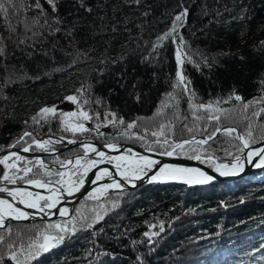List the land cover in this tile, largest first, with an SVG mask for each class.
<instances>
[{
    "label": "trees",
    "instance_id": "trees-1",
    "mask_svg": "<svg viewBox=\"0 0 264 264\" xmlns=\"http://www.w3.org/2000/svg\"><path fill=\"white\" fill-rule=\"evenodd\" d=\"M40 2L49 23L61 21L54 24L61 31L53 32L44 25V17H40V24L33 22L32 18L39 15V10L32 7L35 0H16L15 5L8 6L7 18L0 13V47L5 50L0 56V127L9 117L13 121L7 124L15 127L14 138L2 143L0 151L17 144L26 131L32 137H25L16 148L22 149L35 137L49 136L100 144L120 142L142 149L133 134L144 135L147 130L146 139L152 142L151 131H158L162 123L172 125L165 134L177 142L192 135L200 138L199 131L187 133L184 129L181 134L185 123L196 130L207 126L210 133L214 122L208 121L202 111L198 113L202 118L195 120L188 96L173 88L176 43L166 40L153 50L157 37L170 30L175 15L184 8L188 15L178 32L185 40L182 70L196 93L193 102H212L216 107L214 102L227 100L235 89L252 106L245 112L240 102L220 103L218 107L226 110L220 123L244 134L251 118L256 138L251 145L264 141V120L252 117V111L264 107L259 103L264 98V48L259 47L264 39L247 43L252 31L264 28V0H142L139 5L133 0H84V7L77 0H56L55 12L47 0ZM69 29L71 36L67 35ZM234 43L238 47L233 49ZM202 58L212 66L209 68ZM88 66L91 70L68 95L77 97L74 108L93 117L90 126H85L93 131L73 135L64 131L62 111L48 117L38 114L41 108L57 102L56 83ZM82 87L83 93H78ZM168 93L177 99L170 100ZM108 112L123 118L125 124L103 126L102 118ZM177 114L179 120L174 119ZM133 121L137 127L129 136L122 135L126 124ZM97 124L105 136L95 131ZM238 144L218 134L212 144L217 162L228 163L232 157L225 149L235 154L233 145ZM47 148L62 149L54 141ZM40 151L34 147L33 152ZM83 151L74 146L43 160L60 166L56 161H66ZM73 210L72 218L76 219L72 223H67L72 218L10 222L7 229H0V235L8 243L15 241L19 248L38 231H50L49 224H67L69 232L63 233L65 239L57 247L25 264H264V171L240 181L205 186L144 184L132 191L110 192L99 201L83 198ZM97 212L103 219L95 220ZM0 252L4 253L0 264H5V245L0 244Z\"/></svg>",
    "mask_w": 264,
    "mask_h": 264
},
{
    "label": "snow or ice",
    "instance_id": "snow-or-ice-1",
    "mask_svg": "<svg viewBox=\"0 0 264 264\" xmlns=\"http://www.w3.org/2000/svg\"><path fill=\"white\" fill-rule=\"evenodd\" d=\"M16 0H0V13H4L5 18L9 11V5H15ZM81 7H84V0H77ZM137 5L141 4L142 0H133ZM47 3L51 5L52 11H56V0H47ZM22 7H29L28 5H23ZM34 9L39 10V15L33 17L32 20L36 24H40V17H44V25H47L53 32L61 31L60 28L54 27V24H59L61 21L59 19H54V24L49 23L47 18V13L42 7L40 0H35ZM86 11L91 12V8H85ZM147 15V13H145ZM188 15L187 8H184L181 12L175 15L172 22V26L168 32L157 37V42L153 45V50L160 47L162 43L166 40H171L176 43V80L173 84V88L179 90L180 95H187L190 108L193 109V117L195 120H200L202 117L198 115L199 112L206 113V119L210 122H214L213 130L209 133V128L207 126L202 127L199 130L189 127L187 123L183 125L181 134L183 130L186 129L187 133H193L194 131L200 132V138L198 139L196 135H192L190 139H182L177 142L173 137L165 134L166 129L171 131V124H160L158 131H151V137L154 138L152 142L146 139L148 131L146 130L144 135H134V139L141 142V146L144 147L146 152H156L160 156H184L189 160L198 161L201 164H208L214 172L218 173L220 176H234L240 172L244 171L246 164H252L254 158H258L255 162V167H264V147L251 148L250 145L256 142V138L253 135V125L251 123V118H248L249 123L247 125L248 131L241 134L236 127H225L221 122L222 116L226 115V110L218 107L220 103H227L228 100H234L240 102L242 109L247 112L251 106L252 102H244L243 98L236 94L235 89L229 94L227 100H218L214 102L217 106L214 107L213 103L210 102L205 104L203 102L196 104L193 101L196 99V93L191 86V81L186 78L182 71V66L185 63L184 56L186 55L184 46L185 40L183 35L178 32L180 27L184 26L186 17ZM43 26V25H41ZM27 28V25H25ZM115 31V29H113ZM67 35L71 36L72 31L69 29ZM243 35V34H242ZM24 41H20L23 43ZM259 47L264 48V41L261 42ZM5 55V50L0 47V56ZM204 59L207 66L210 68L212 65L207 62V58ZM188 62L193 61L189 58ZM197 67H200L197 64ZM37 79L39 77H36ZM12 78L9 77V80ZM135 89L136 85H132ZM83 87L77 89L78 93H83ZM170 100H176L177 96L173 93H168ZM66 100L73 103L77 102V97L69 95L65 97ZM137 101L140 97L136 96ZM259 103L264 104V98L259 100ZM167 106V105H165ZM56 114V109L54 106H45L40 109L41 117H48L50 115L54 116ZM159 114V113H158ZM64 117L65 128L64 131H71L73 135L76 133H87L93 131V129L85 127L82 121H89L93 117L89 115L88 112L81 110L80 112H69L61 113ZM252 117H258L264 120V107H261L259 111H252ZM96 118L101 119L100 113H96ZM33 120L36 117L32 118ZM103 121L105 127L109 124L115 125L117 122L120 125H124L125 121L123 118H119L115 113L108 112L103 116ZM174 119L179 120L180 116L174 115ZM187 120V117H184ZM27 123V121L25 122ZM101 125L97 124L95 126V131L100 136H105V133L99 131ZM137 127L135 121L126 124L125 132L122 133L124 136H129L130 130ZM218 134L230 138L231 140L238 141V145H233L236 148V153L225 149L226 155L232 157L228 163H218L217 159L213 155L212 144L216 143L218 140ZM25 137H32V133L24 132L19 138L17 144H13L10 147H17L20 141H24ZM115 139V138H113ZM59 142V141H58ZM210 142H212L210 144ZM51 139L47 140H36L32 139L27 146L22 147L24 153H28L35 149L48 151L47 146L52 144ZM69 144L77 143L76 140H68ZM34 146V147H33ZM83 155L77 156L75 160L68 161H56L60 164V167L70 169V174L66 178V173L64 171H53L48 169L42 159L39 157L35 158L34 161H27L25 157L21 156L19 153L12 151L0 158V165H3L4 171L0 175V181L5 185H17L18 182L29 185L33 188L43 189L48 194L43 195L41 192L29 191L23 187H13L9 188L7 186H0V193H6V198H0V229H7L5 224L6 220H23L28 219L31 213L26 212L24 209H35L37 212L44 215H53L58 213L61 217L68 215V209L65 207H57L63 197L73 196L75 193L79 192L82 187H84L87 180H89V172L92 169L97 168L101 164H110L115 169L116 172L112 173L107 167L98 168L94 173V178L90 179L92 184H98L99 181L103 180L105 177L111 179V183L101 184L94 188L92 192L88 194V198L99 201L101 198L105 197L106 193L110 189H121L122 184L116 180V176L119 175L121 179L125 182H131L134 180H140L146 176L153 169H157L156 173L150 177V182H155L160 178L167 179H182L185 183H196L205 184L214 179L213 176L208 175L205 171L200 168H187L178 165L162 164L160 160L153 159L148 155H142L134 152L131 148L124 149L125 154L111 156L108 152L90 144L83 143ZM195 146V147H193ZM207 146V147H204ZM109 151L120 152L121 149L116 143H106L104 145ZM203 147V151H201ZM245 149H248L245 152ZM218 150V149H217ZM90 154H94L96 159H92ZM134 158V159H133ZM159 166V167H158ZM18 205H23V208ZM102 208L103 205L101 204ZM79 214V210H77ZM76 217H73L71 221L67 223H72ZM87 219V218H84ZM103 219V217L97 212L95 220ZM87 227H92L88 224ZM49 230L44 232H37L35 238L31 239L27 245L20 244L19 248L15 246V241L8 243L3 235H0V244L6 246L7 249V262L11 264H25L26 261L33 259L41 255V253H47L50 249L57 247L64 239L65 235L63 233H68L69 228L67 224H49L47 226ZM75 226L73 225V231ZM155 234V233H153ZM147 236L148 233H145ZM4 253L0 252V260H3Z\"/></svg>",
    "mask_w": 264,
    "mask_h": 264
},
{
    "label": "water",
    "instance_id": "water-1",
    "mask_svg": "<svg viewBox=\"0 0 264 264\" xmlns=\"http://www.w3.org/2000/svg\"><path fill=\"white\" fill-rule=\"evenodd\" d=\"M181 29V27L178 29V31ZM184 60L186 61L185 56L183 57ZM183 71V70H182ZM12 129H14V127H5L3 128L2 132H6V131H11ZM42 139L37 138V140ZM55 140L57 141V143L59 145H61L62 149L59 150H52V151H40V152H28V153H24L22 151V149L16 148V147H8L3 151H0V158H2L4 155L8 154L9 152L15 151L17 153H19L21 156L25 157V158H37L39 157L40 159L43 160V158L46 157H52V155H58L63 153V151L69 149V148H73L75 147H80L83 149V147L81 146L83 143H90L96 147H98L99 149L104 150L105 152H108L109 155L111 156H116V155H122L125 154L123 152L124 149L127 148H131L134 152L142 154V155H148L153 159H157L160 160L162 162V164H169V165H178V166H182V167H187V168H200L203 171H205L208 175H211L214 177V179L208 183L205 184H196V183H185L182 179H164V178H160L155 182H159L162 184H166V183H173V184H177V183H181V184H193L195 186H205V185H211V183H216V182H223V181H227V182H234V181H240L241 179H245V177H249L252 175H255L258 172H262L264 171V167L261 168H257L255 167V162H257L258 158H254V161L252 164H246L244 171L238 173L237 175L234 176H220L218 173L214 172L212 168H209L206 164H201L198 161L195 160H189V159H184L182 157L179 156H173V157H168V156H160L158 155L156 152H146L144 148L140 149L137 148L133 145H127V144H122V143H117V142H111V143H116L121 151L120 152H116V151H109L107 148L104 147L105 144H100L97 141H92V140H85V141H77V143H73V144H69L68 141L64 140V139H60V138H55ZM2 141V138L0 137V143ZM59 141V142H58ZM251 148H258V147H264V141L256 143L255 145H250ZM248 149H245V152H247ZM83 155V154H82ZM79 155V156H82ZM92 159H95V155L94 154H90ZM77 156L71 157L68 160H75ZM219 163V162H218ZM223 163V162H222ZM46 165V164H45ZM47 168H56L59 171H64V169L67 168H61L60 166H54V165H46ZM107 167L109 169V171H111L112 173L116 172V169L110 165V164H101L98 165L97 168L92 169L91 172H89V180L86 181L84 187H82L80 189L79 192L75 193L73 196H67L65 195L63 197V199L61 200L60 204L57 207H65L68 209V215L61 217L58 213L55 212V210H53V212L55 214L53 215H44L42 213L37 212L35 209H24L26 212L31 213V215L29 216L28 219H23V220H6L5 224L8 225V223L10 222H14V223H32V222H37V221H66L67 219H70L72 217L73 214V208L75 207V205H77V203L87 197V195L92 192V190L96 187H98L101 184H108L111 183V179H109L108 177H105L103 180L99 181L98 184H92L90 182V179L94 178V173L98 170V168H104ZM159 167V166H158ZM4 171L3 169V165H0V175H2V172ZM157 171V169H153L152 172H149L146 176H144L142 179L140 180H134L131 182H125L121 179V177L119 175H117L115 178L117 181H119L122 184V188L121 189H110L108 191V193H106V195L110 194V192H121V191H132V189H135L137 187L143 186L144 184H150V183H155V182H150V177L155 174ZM0 186H7L9 188H13V187H23L29 191H39L41 192V194L44 195V192H46L43 189H37V188H33V187H29V185L23 184V183H18L17 185H5L2 181H0ZM47 194V193H46ZM105 195V196H106ZM0 198H6L11 200L10 197H7L6 193H0ZM19 207L23 208V205H18Z\"/></svg>",
    "mask_w": 264,
    "mask_h": 264
},
{
    "label": "rangeland",
    "instance_id": "rangeland-1",
    "mask_svg": "<svg viewBox=\"0 0 264 264\" xmlns=\"http://www.w3.org/2000/svg\"><path fill=\"white\" fill-rule=\"evenodd\" d=\"M264 39V28L261 31H252L250 33V35L247 38V43L248 44H252V43H257L260 42ZM238 45L237 44H232V48H237ZM91 70V67H82V69H78L75 71H72L70 74H68L65 78L61 79L58 83H56L54 85V93H55V98H57V102L54 104H51L50 106H54L56 111L59 112H63V113H69V112H80L81 110H78L77 108H74L73 102L68 101L65 99V97L69 96L68 94L72 91V88L79 82L82 80V78L84 77V73L89 72ZM44 90V89H43ZM42 93V91H38L37 94ZM30 95V94H29ZM31 96V95H30ZM48 104V103H46ZM47 106V105H46ZM30 110H33L34 108L30 107ZM13 119L12 118H7L5 120V126L0 127L1 130V137H4V140L2 143H6L7 140H9L11 137L14 138V129H12L11 131H6L5 133L2 132L3 128L5 127H12L10 126V124L7 123H12ZM84 123V125H86V123H91V121H82ZM42 141V140H41ZM48 147V146H47ZM96 159V158H95ZM27 160V158H26ZM64 172L66 173V178L69 176L70 174V169H64ZM88 198V195L87 197ZM70 220V219H68Z\"/></svg>",
    "mask_w": 264,
    "mask_h": 264
},
{
    "label": "flooded vegetation",
    "instance_id": "flooded-vegetation-1",
    "mask_svg": "<svg viewBox=\"0 0 264 264\" xmlns=\"http://www.w3.org/2000/svg\"><path fill=\"white\" fill-rule=\"evenodd\" d=\"M86 126H90V123H86ZM1 137V136H0ZM2 138V141L4 140V137H1Z\"/></svg>",
    "mask_w": 264,
    "mask_h": 264
},
{
    "label": "bare ground",
    "instance_id": "bare-ground-1",
    "mask_svg": "<svg viewBox=\"0 0 264 264\" xmlns=\"http://www.w3.org/2000/svg\"><path fill=\"white\" fill-rule=\"evenodd\" d=\"M133 159H134V158H133ZM164 179H166V178H164ZM29 187H31V186H29ZM46 193H47V192H44V195H47V194H48V193H47V194H46Z\"/></svg>",
    "mask_w": 264,
    "mask_h": 264
}]
</instances>
